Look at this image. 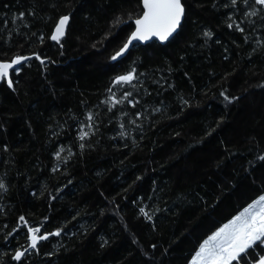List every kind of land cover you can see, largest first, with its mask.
<instances>
[{"label":"trees","instance_id":"trees-1","mask_svg":"<svg viewBox=\"0 0 264 264\" xmlns=\"http://www.w3.org/2000/svg\"><path fill=\"white\" fill-rule=\"evenodd\" d=\"M229 2L188 0L175 38L137 43L112 61L141 0H0V60L32 57L13 77L15 91L0 82V179L8 187L0 193L3 264H18L10 256L27 244L21 215L31 226L43 223L42 233L64 231L20 264H187L211 227L260 194L264 19L244 16L242 4L238 11L224 7ZM68 14L61 48L50 35ZM117 17L128 20L119 33ZM233 21L245 32L229 29ZM208 30L214 35L205 42L201 33ZM132 67L143 73L139 83L133 81L136 87L113 91L117 98L132 91L130 99L139 103L108 111L102 101L112 79ZM224 90L238 99L225 101ZM248 92L257 99L255 110L243 106ZM89 112L99 130L80 141L79 125L88 122ZM60 146L73 153L67 165L56 160ZM50 194L57 199L50 201ZM13 227L21 230L5 241Z\"/></svg>","mask_w":264,"mask_h":264},{"label":"snow or ice","instance_id":"snow-or-ice-1","mask_svg":"<svg viewBox=\"0 0 264 264\" xmlns=\"http://www.w3.org/2000/svg\"><path fill=\"white\" fill-rule=\"evenodd\" d=\"M187 3L188 0H141V12L132 19L134 30L127 35L122 46L119 47L110 59L112 61H117L124 57L125 54L129 52L130 46L134 41L148 42L156 39L161 43H166L170 41V38H175V35L182 29V22L186 19ZM241 4L244 6V16H260L261 19H264V16L261 15V12H264V0H230L228 4L224 5V7H230L238 11ZM256 5L261 6L260 9H257ZM19 15L23 18L24 13L21 12ZM70 16L71 14L60 16L50 35V39L57 44H60L61 48L63 45L60 42L62 38L66 36ZM129 18L131 19V17ZM229 19L231 20V17H229ZM121 23H124V21L117 17L113 23V27ZM252 23H254V21H252ZM227 27L229 29L235 28V30L240 33L245 32V29L241 27L240 23H236L235 21L227 23ZM201 34L205 38V42L212 39L214 35L210 30L203 31ZM39 39L43 42V36H40ZM244 39L245 42H247L246 35L244 36ZM216 42L219 43L218 40ZM33 55L41 64H44V59H42L38 53H33ZM30 59H32L31 56L16 55L11 58L10 61L0 60V82L6 83L9 89L15 91L13 77L19 76L25 62ZM142 75L143 73L138 74L137 69L132 67L125 73L118 74L112 79V86L107 89L110 95L102 101L103 104L109 106L108 111H112L117 105H122L125 102L133 108L136 107V104L139 102L130 99V97L133 96L132 91L125 90L122 92L121 97L117 98L113 88L124 86L135 88L136 85L133 81L139 83L140 76ZM18 82V80L15 81V83ZM156 83H159V81H156ZM168 86L172 87L171 84ZM258 86L264 87V84ZM226 91L227 90L220 92V95L224 97L225 101L231 103L233 100L238 99L237 97H229L225 94ZM183 103L187 105L188 101L185 100ZM156 111H159V109H156ZM135 115L139 117L142 113L138 112ZM87 121V123H81L79 125L78 138L80 141L89 140L91 136H94L96 131L99 130L98 125L94 123V117L91 112L87 114ZM130 123L136 124V120H131ZM120 128L124 129L125 125L121 123ZM210 134L211 133L209 132L208 135ZM126 135L127 134L124 131L119 133L121 138H125ZM177 135L179 134L177 133ZM79 147L84 149L86 145L85 143H80ZM65 151L68 152L66 157L61 155ZM72 155L73 153L71 149H65L63 146H60L59 150L55 152L56 160L58 162H63L65 165H67ZM256 159L257 161L264 163V155H259ZM59 170V165L52 168L53 172ZM141 179L142 177L140 176L136 177V180ZM68 183L71 184L72 181L69 180ZM133 183H135V181ZM7 190V184L3 179H0V193H6ZM258 191L260 194L251 199L242 210L238 211L235 215H232L225 223L216 227L210 235H207V238L199 243L198 248L195 250L194 254L191 255L187 264H264V188L258 189ZM41 195H43V193H41ZM49 199L50 201L56 200L57 196L50 194ZM139 211L147 220H152V216L145 211L144 207H141ZM75 218L76 217L73 216V219ZM47 220L48 217L45 216L44 221ZM18 222L22 228L26 229L27 241L26 246L20 245L16 247L10 256V259L18 262V264H20L30 252L39 254V246L42 242L48 241L50 237H60L64 231V227H58L54 231H48L45 229L42 233V228H44L43 223L38 226H31L23 215L19 216ZM5 227H7V225H5ZM20 230L21 228L13 227L11 231L5 234L4 240L7 241L14 233L18 234ZM133 242L137 243L138 241L134 240ZM150 248L156 249L157 244H150ZM5 254L7 255V253ZM53 254L54 253L52 252L46 253V255L49 256ZM0 264H3L2 260H0Z\"/></svg>","mask_w":264,"mask_h":264},{"label":"rangeland","instance_id":"rangeland-1","mask_svg":"<svg viewBox=\"0 0 264 264\" xmlns=\"http://www.w3.org/2000/svg\"><path fill=\"white\" fill-rule=\"evenodd\" d=\"M122 21H124V23H121V24H119V25H117V31H115L116 33H119V32H121L122 31V29H124V27L127 25L125 22H127L128 20H126V19H124V20H122ZM121 25V26H120ZM120 26V27H119ZM69 27V26H68ZM68 31V30H67ZM67 34V33H66ZM63 39V38H62ZM126 39V38H125ZM125 39L123 38V40H122V42H120L121 44L125 41ZM106 44V43H105ZM120 44V45H121ZM120 45H117L116 47L118 48V46H120ZM106 46H107V44L106 45H104V44H102V49L101 50H105L106 49ZM251 96H253V95H250V92H248V93H246L245 95H244V99H246V100H244V103H243V106H244V108L248 105L250 108H254V110L255 109H257V107H256V97H252L251 98ZM243 108V109H244ZM244 111V113H245V109L243 110ZM223 222L221 221V222H217L216 224H215V226L212 228H210V230L209 231H214L215 230V228L216 227H218L220 224H222ZM225 223V222H224ZM211 232H210V234H211ZM209 234V235H210Z\"/></svg>","mask_w":264,"mask_h":264},{"label":"water","instance_id":"water-1","mask_svg":"<svg viewBox=\"0 0 264 264\" xmlns=\"http://www.w3.org/2000/svg\"><path fill=\"white\" fill-rule=\"evenodd\" d=\"M58 20H59V19H58ZM58 20H57V22H58ZM57 22H56V23H57ZM69 23H70V21H69ZM183 23H184V21L182 22V25H183ZM55 25H56V24H55ZM68 26H69V25H68ZM54 28H55V26L53 27L52 32H53ZM67 30H68V28H67ZM132 30H134V27H133ZM52 32H51V33H52ZM66 33H67V31H66ZM176 35H177V34H176ZM176 35H175V36H176ZM171 39H172V38H170V40H171ZM152 41H157V42L161 43L160 41H158V40H156V39H153V40L148 41V42L134 41L133 44H134V43H140V44L146 45V44H148V43H150V42H152ZM166 43H167V42H166ZM166 43H161V44H166ZM133 44H132V45H133ZM132 45L130 46V49H131ZM129 51H130V50H129ZM126 54H127V53H126ZM126 54H125V55H126ZM9 61H10V60H9Z\"/></svg>","mask_w":264,"mask_h":264},{"label":"bare ground","instance_id":"bare-ground-1","mask_svg":"<svg viewBox=\"0 0 264 264\" xmlns=\"http://www.w3.org/2000/svg\"><path fill=\"white\" fill-rule=\"evenodd\" d=\"M130 34V33H129ZM135 44H137V43H134L133 45H132V47H131V49L133 48V46L135 45ZM140 44V43H139ZM143 45V44H142Z\"/></svg>","mask_w":264,"mask_h":264}]
</instances>
